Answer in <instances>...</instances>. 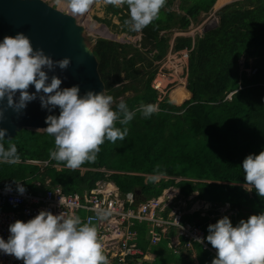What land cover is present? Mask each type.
<instances>
[{
	"label": "trees",
	"instance_id": "1",
	"mask_svg": "<svg viewBox=\"0 0 264 264\" xmlns=\"http://www.w3.org/2000/svg\"><path fill=\"white\" fill-rule=\"evenodd\" d=\"M216 1L179 0L182 12L178 13L172 8L175 0H166L158 18L141 30L140 46L98 37L93 50L107 94L116 101L132 91L135 94L124 99L130 110L142 103H156L159 111L149 118L137 112L127 125L124 140H106L96 160L78 169L49 158L54 147L52 136L24 128L11 140L3 141L5 147L10 143L17 146L18 159L0 163V186L14 184L16 179L30 192L59 184L66 192L84 193L95 188L99 180H108L122 192L134 190L147 197L159 195L175 183L164 178L157 183L146 182L145 178L158 170L163 175L197 179H182L177 185L186 195L198 190L207 200L229 202L238 217L231 218L234 224L247 212L264 211V197L244 188L240 167L249 153L264 149V0H233L217 11L215 27L195 37L177 35L171 43L175 30L182 32L194 26ZM104 8L110 18L97 19L116 26L118 32L138 34L127 23V5L108 4ZM113 15L119 19L118 25L112 22ZM171 48H188L190 52L187 87H175L168 99L152 87V81L156 75L154 61L164 58ZM242 56L256 67L253 75L242 71ZM188 88L194 89L192 97ZM173 98L181 102L175 103ZM207 219L200 221L205 222L208 234V224L219 217L213 222ZM201 248V258L212 260L215 255ZM177 255L169 257L177 259Z\"/></svg>",
	"mask_w": 264,
	"mask_h": 264
},
{
	"label": "clouds",
	"instance_id": "2",
	"mask_svg": "<svg viewBox=\"0 0 264 264\" xmlns=\"http://www.w3.org/2000/svg\"><path fill=\"white\" fill-rule=\"evenodd\" d=\"M93 2L94 0H67V6L71 15H83L88 12ZM105 2L116 7L127 5L129 15L127 23L131 30L141 32L158 18L166 0H105ZM214 20L216 23L212 25ZM218 22L219 18L214 14L213 20L201 24L203 31L198 33L215 27ZM185 50L188 51L185 75L187 79L190 49L174 51L171 48L170 55ZM167 56L169 55L157 60L158 65L163 59L166 60ZM68 63V56L54 60L41 48H33L28 35L22 31L0 37V101H3L0 104V121L6 118L5 113L9 108L19 114L28 101L38 98L40 107L50 113L44 117L46 126L42 128L54 138V147L49 151V158L65 162L71 169H78L85 162L96 160L100 145L106 140L112 143L118 139L124 140L129 132L127 125L137 112L144 118H149L159 111V106L156 103H142L138 109L130 110L123 99L116 102L113 96L106 94L104 90L95 91L89 88L80 92L76 83L60 86V78L55 74L49 77L46 70L52 69L53 66L63 69ZM182 75L183 73L178 70L171 74L165 87L168 90L167 94L165 88L156 89L161 95L167 96L177 87L174 85L175 81L182 79ZM29 84L33 87L31 92L27 90ZM53 108H58V114L51 112ZM117 124L123 127H118ZM7 133L8 128L0 126V163H14L18 159L17 146L10 143L5 147L3 143ZM240 167L245 177L244 188L247 191L255 190L260 197H264V149L259 153H249ZM161 178L172 179L175 183L166 186L159 195L143 196L144 198L160 197L166 191L179 190L177 184L182 179L198 181L184 176L163 175L158 170L148 175L145 180L157 183ZM14 183L18 193L26 192V186L21 180L14 179ZM4 191H12L11 184H6ZM179 192L178 196L187 199L189 205L195 209L186 219L192 220L190 216L196 214L197 221H192L201 227L205 235L198 239L200 242H193L191 249L182 247L183 252L194 250L195 244L198 243L204 250L215 255L210 264H264V211L241 218L234 224L231 218L237 216L229 202L217 203L207 200L199 196V191L188 195H183L180 190ZM59 204L66 206L61 197ZM223 204H228V207L223 209ZM109 211L96 209V214L104 217ZM204 217H208L206 222H213L219 217L214 223L208 224V234L203 227L205 222L198 219ZM8 230L7 239L0 236V252L23 260V264H108L97 227L85 222L74 212L66 214L62 211L56 214L42 209L26 221L16 219L9 224ZM203 240L207 248L202 244Z\"/></svg>",
	"mask_w": 264,
	"mask_h": 264
},
{
	"label": "built area",
	"instance_id": "3",
	"mask_svg": "<svg viewBox=\"0 0 264 264\" xmlns=\"http://www.w3.org/2000/svg\"><path fill=\"white\" fill-rule=\"evenodd\" d=\"M172 58L186 63L188 51H179L167 56L168 60ZM173 65L176 66V62ZM256 70L252 69L251 73ZM160 72L161 69L157 75L162 80ZM170 77L171 73L167 78L170 80ZM21 182L24 183L22 180ZM11 186L12 191L9 192L4 191L5 185L0 186V236L5 239L9 236L10 223L16 219L26 221L42 209L56 214L62 211L66 214L74 212L85 222L94 224L108 264H142L146 257L140 244L144 234H147L149 245H157L162 240L169 239L176 252H179L180 247L191 249L193 242H200L198 239L205 237L196 222L186 219L195 209L189 205L187 199L178 196L179 190L166 191L160 197L144 198L134 191L122 192L113 181L108 180H99L95 188L84 193L66 192L60 185L30 192L25 185L26 192L20 194L16 191L15 183ZM60 197L64 200L65 207L59 204ZM96 209L110 211L108 215L100 217L97 216ZM202 244L207 248L204 240ZM0 264H23V260L0 252Z\"/></svg>",
	"mask_w": 264,
	"mask_h": 264
},
{
	"label": "water",
	"instance_id": "4",
	"mask_svg": "<svg viewBox=\"0 0 264 264\" xmlns=\"http://www.w3.org/2000/svg\"><path fill=\"white\" fill-rule=\"evenodd\" d=\"M84 30L76 16L46 0H0V37L17 31L24 32L33 48H41L54 60L63 56L69 57L65 68L53 66L46 70L49 77L55 74L60 78V86L76 83L80 92L91 88L95 91L104 90L107 94L99 71V61L93 46L85 38ZM249 66L246 62L245 67ZM27 90L33 91L31 84ZM190 93L192 96L193 91ZM51 112L58 114V108H53ZM48 114L50 113L47 109L40 107L38 98L28 101L19 114L9 108L5 113L6 118L0 121V126L8 128L5 139L11 140L24 128L43 130L46 126L44 117Z\"/></svg>",
	"mask_w": 264,
	"mask_h": 264
},
{
	"label": "rangeland",
	"instance_id": "5",
	"mask_svg": "<svg viewBox=\"0 0 264 264\" xmlns=\"http://www.w3.org/2000/svg\"><path fill=\"white\" fill-rule=\"evenodd\" d=\"M46 1L51 3L52 5H54L56 7H60L64 11L70 12V10H69V8L67 6V0H46ZM217 2H218L217 6L219 7L222 4L223 5L227 4L228 2H230V0H218ZM178 3H179V0H175L172 8H174L176 11H178V13H181L182 11L178 8ZM105 5H108L105 2V0H94L93 4L90 6V8H89V10H88V12L86 14L76 15L78 21L81 24H83V26L85 28L84 35H85V38H86L87 42L91 46H93V44L95 43L97 38L98 37H102V38H107V39H110V40L114 39V40L119 41L121 43H130V44H133L135 46H140V41H141V38H142V32L139 31L138 34H136V35H130V34H127V33H121V32H118L116 26H114V25L113 26H109V24H106L104 21L101 22V20H99L100 18L101 19H105L106 17L110 18V14L107 15L106 12H105V8H104ZM218 7H217V9H218ZM213 10L214 9H212V11L209 12L208 14H201V16L199 18V22L196 23L192 27L190 26L191 28L189 27L188 30L182 31V32H185V33H182L181 31L175 30L174 31L175 33L172 36L171 42H173L174 37H176L177 35L196 36V34L198 32H202L203 31V28L201 27L202 21H204L203 24H206V23H209L211 20H213V18H214V14L213 13L215 12ZM97 17L98 18L100 17V18L97 19ZM111 18H112V22L118 25L119 19L116 16H114V15ZM215 23H216V20H214L212 22V25H214ZM152 54H149L148 56H152ZM170 54H171V52L169 50L167 55L170 56ZM179 58L180 57H178V59ZM156 61H154L155 68L157 69V72L159 71V69H161L162 72H160V74L163 76V79L161 80V77L159 75H157V72H156V75H155L154 80H153V85H156V87H158L160 89L164 88V86L169 82L167 77L170 76V73L171 74L175 73L176 66H177L178 72L183 73V75L181 76L182 79L175 81L174 85L175 86H180V85H185V84L187 85V79H185L187 62L185 63V62H183L181 60L176 61L173 58L171 60H168V59L164 60L163 59V61H161V64L163 66H165L163 68L162 65H158V63ZM175 62H176V66L173 65V64H175ZM241 62L245 65V61H244L243 57H241ZM250 62H252V61H250ZM244 65H242L243 68L245 70H248V74L251 75V68H249V67H251V64H250L249 67H245ZM124 75H125V72H122V76L123 77H124ZM157 80H160V81H157ZM123 82H124V84H126V81H123ZM188 90L194 91V89H189V88H188ZM167 91L168 90L165 88V93L166 94H167ZM134 94L135 93L132 92V91L127 92L123 97H120L118 100H116V102H118L121 99H123V100L127 99V98L131 97ZM167 97L169 99V94L167 95ZM191 97H189V98H191ZM186 100H188V99H186ZM172 101L175 102V103L181 102V100H179L178 98H173ZM40 132H44V130H41ZM83 168H85V167H83ZM100 170H105V168H101ZM110 172H108V174H110ZM194 194H197V193H194ZM190 198H192V197L190 196ZM222 207L224 209V208L228 207V204H223ZM251 214H253V213L247 212V213L242 215V218H247ZM161 263L162 264H166V262H163V261H161ZM153 264H160L159 260L157 262L153 263ZM172 264H174V262H172Z\"/></svg>",
	"mask_w": 264,
	"mask_h": 264
},
{
	"label": "crops",
	"instance_id": "6",
	"mask_svg": "<svg viewBox=\"0 0 264 264\" xmlns=\"http://www.w3.org/2000/svg\"><path fill=\"white\" fill-rule=\"evenodd\" d=\"M217 1H216L215 5L213 7V9H214L213 11H215L213 14H217V11L221 7H223L224 5H226V4H224V5L222 4L221 6L218 7L217 6V3H218ZM232 1L233 0H230V2H232ZM230 2H228V3H230ZM217 7H218V9H217ZM246 62H248V61H246ZM240 63H241V69H242V71L243 72H246L247 75H249L248 74V70H245L243 68V66H242L243 63L241 62V58H240ZM248 63L251 64L250 61ZM250 68L251 69H254L256 67H252L251 66ZM251 75H253V74L251 73ZM37 185H40V183L37 182ZM57 185H59V184H57ZM52 186H54V185H52ZM179 190L181 191V188H179ZM197 191L198 190H195V191H192L191 193L197 192ZM37 192H39V191H37ZM183 195H186V194L183 193ZM190 217H191L192 220L197 221V215L196 214H194L193 216H190ZM198 219L200 220V218H198ZM146 237H147V234H144L143 235V240H141V242H140L141 246L144 249L145 255H146V257L143 260L142 264H153V263L157 262L158 260H159V263L160 264H162L161 261L166 262V264H169V263L172 264V262H174V264H210V262H211V260H207L206 257H205V259H204V257L201 258V253L200 252L202 251V248H201V246L199 244H195L194 250H192V251H186V252H183L182 247H180L178 249L179 250V253H177L175 251V249L170 245V243H169L170 240L169 239L162 240L157 245H149ZM175 253H177L178 255L175 254ZM169 254H174V255H177L178 257H177V259H174V258H171L170 259Z\"/></svg>",
	"mask_w": 264,
	"mask_h": 264
},
{
	"label": "bare ground",
	"instance_id": "7",
	"mask_svg": "<svg viewBox=\"0 0 264 264\" xmlns=\"http://www.w3.org/2000/svg\"><path fill=\"white\" fill-rule=\"evenodd\" d=\"M60 8V7H59Z\"/></svg>",
	"mask_w": 264,
	"mask_h": 264
}]
</instances>
